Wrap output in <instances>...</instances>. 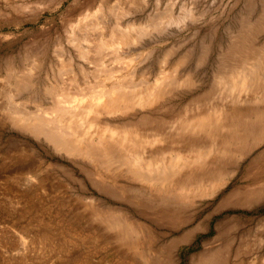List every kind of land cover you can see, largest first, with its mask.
<instances>
[{
	"label": "rangeland",
	"instance_id": "374dc122",
	"mask_svg": "<svg viewBox=\"0 0 264 264\" xmlns=\"http://www.w3.org/2000/svg\"><path fill=\"white\" fill-rule=\"evenodd\" d=\"M263 59L264 0H0V264H264Z\"/></svg>",
	"mask_w": 264,
	"mask_h": 264
},
{
	"label": "bare ground",
	"instance_id": "6f19581e",
	"mask_svg": "<svg viewBox=\"0 0 264 264\" xmlns=\"http://www.w3.org/2000/svg\"><path fill=\"white\" fill-rule=\"evenodd\" d=\"M54 1H55V0H54ZM108 1H109V0H108ZM23 2H24V1H23ZM30 2H32V1H30ZM61 2H62V1H61ZM20 3H22V2H20ZM20 3H18V4H20ZM24 3H26V2H24ZM40 3H41V2H40ZM47 3H48V1H47ZM102 3H103V2H102ZM13 4H14V2H13ZM13 4H12V5H13ZM50 4H52V3H50ZM15 5H16V4H15ZM20 5H22V4H20ZM28 5H29V4H25V5H23L21 8H22V9L24 8V9L26 10V8H27ZM44 5H45V2H44ZM9 6H11V4H10ZM16 6H17V5H16ZM16 6H15V7H16ZM47 6H48V5H47ZM58 6H59V5H57V7H58ZM29 7H30V6H29ZM10 8H11V7H10ZM12 8H13V6H12ZM49 8H50V7H49ZM99 8H100V6H99ZM15 9H16V8H15ZM24 9H23V10H24ZM110 9H111V8H110ZM56 10H57V9H56ZM95 10H96V9H95ZM27 11H28V10H27ZM41 11H42V10H41ZM44 11H45V10H44ZM47 11H48V10H47ZM14 12H15V11H14ZM49 12H50V11H49ZM4 13H6V12L4 11ZM8 13H9V12H8ZM30 13H31V12H30ZM99 13H100V11H99ZM1 15H2V14H1ZM42 15H43V14H42ZM90 15H91V14H90ZM37 17H38V16H37ZM40 17H41V15H40ZM37 19H38V18H37ZM81 20H82V19H81ZM2 21H3V20H2ZM83 22H84V21H83ZM22 23H23V22H22ZM12 24H13V23H12ZM14 24H15V23H14ZM117 24H118V23H117ZM5 25H6V24H5ZM104 25H105V24H104ZM123 25H124V24H123ZM155 25H156V24H155ZM86 26H87V25H86ZM124 26H125V25H124ZM10 27H11V26H10ZM78 27H79V26H78ZM125 27H126V26H125ZM80 28H81V27H80ZM85 28H87V27H85ZM85 28H84V29H85ZM115 28H116V27H115ZM15 29H16V28H15ZM15 29H14V30H15ZM106 29H107V24H106ZM127 29H128V28H127ZM71 30H72V29H71ZM88 30H90V29L88 28ZM15 31H16V30H15ZM77 31H78V30H77ZM81 31H85V30L82 29ZM101 31H102V30H101ZM107 31H108V30H107ZM110 31H111V30H110ZM102 32H103V31H102ZM13 33H15V32H13ZM86 33H87V32H86ZM99 33H100V32H99ZM108 33H109V32H108ZM70 34H71V33H70ZM84 34H85V33H84ZM90 34H91V33H90ZM90 34H89V35H90ZM100 35H101V34H100ZM103 35H104V34H103ZM103 35H102V36H103ZM125 35H126V34H125ZM75 36H76V35H75ZM75 36L73 37L74 39L72 38V39H73V42L78 41L77 44L80 43V41L77 40V38H79V37H75ZM87 36H88V35H87ZM97 36L99 37V35H97ZM97 36H96V37H97ZM112 36H113V35H112ZM90 37H91V36H90ZM90 37H89V38H90ZM98 37H97V38H98ZM92 38H93V37H92ZM102 38H104V37H102ZM132 38H133V36L131 37V39H132ZM90 39H91V38H90ZM99 39H100V38H99ZM82 40H84V42H85V41H88V37L83 36V37H82ZM91 40H92V39H91ZM70 41H71V40H70ZM89 41H90V40H89ZM92 41H93V40H92ZM128 41H129V40H128ZM68 42H69V41H68ZM81 42H82V41H81ZM94 42L96 43V40H95ZM94 42H92V43L94 44ZM85 43H86V42H85ZM87 43H88V42H87ZM69 44H70V43H69ZM70 45H72V44H70ZM79 45H80V44H79ZM96 45H97V44H96ZM83 46H85V45H83ZM93 46H94V45H93ZM93 46L90 45V47H93ZM93 48H95V47H93ZM96 48H97V47H96ZM89 49L92 50V48H89ZM89 49H88L87 51H89ZM99 49H101V48H99ZM94 50H95V49H94ZM102 50H103V49H102ZM85 51H86V50H85ZM85 51H84V52H85ZM87 51H86V52H87ZM96 51H97V50H96ZM98 51H99V50H98ZM91 52H92V51H91ZM103 52H104V50H103ZM81 53H82V51H81ZM81 53H80V54H81ZM98 53H99V52H98ZM101 53H102V52H101ZM91 54H92V53H91ZM91 54H90V55H91ZM95 54H96V53H95ZM88 55H89V54H88ZM102 55H103V54H102ZM102 55H101V56H102ZM85 56H86V55H85ZM92 56L96 59V58H98V57H95V56H99V55L96 54V55L94 56V54H93ZM92 56H91V58H92ZM101 58H102V57H101ZM83 59H85V58H83ZM87 60H88V59H87ZM101 60H102V59H101ZM263 60H264V59H263ZM93 62H94V61H93ZM91 63H92V61H91ZM96 65H98V64L96 63ZM101 65H102V64H101ZM98 67H99V66H98ZM9 71H10V70H9ZM87 72H88V71H87ZM237 72H238V71H237ZM237 72H236V73H237ZM233 73H235V71H234ZM232 75H233V74H232ZM235 75H236V74H235ZM239 75H240V74H239ZM166 77H167V75H166ZM168 77L171 78V76H168ZM168 77H167V78H168ZM224 77H225V76H224ZM172 78H173V77H172ZM174 78H175V77H174ZM174 78H173V79H174ZM225 78H226V77H225ZM234 78H235V77H234ZM240 78H241V77L239 76V79H240ZM173 79H172V80H173ZM242 79H243V78H242ZM219 80H220V79H219ZM230 80H231V79H230ZM169 81H170V80H169ZM213 81H214V80H213ZM217 81H218V80H217ZM225 81H226V80H225ZM231 81H233V80H231ZM239 81H240V80H239ZM242 81H243V80H242ZM122 82H123V80H122ZM218 82H219V81H218ZM226 82H228V81H226ZM235 82H236V81H235ZM112 83H113V82H112ZM177 83H178V82H177ZM213 83H214V82H213ZM230 83H231V82H230ZM232 83H234V82H232ZM237 83H239V82H237ZM120 84H121V83H120ZM125 84H126V82L124 83V85H125ZM224 84H225V83H224ZM224 84H223V86L225 87L226 85H224ZM227 84H228V83H227ZM239 84H241V83H239ZM239 84H238V85H239ZM118 85H119V84L116 83V84H114V85L112 86L111 90L109 89V91H106V92H105V91H104V92L102 91L101 94L95 95V96H94V99H93V101H91V103L98 104V103H100V102L103 100L104 97H107L109 100H112V96H113V92H114V91H119V96L114 97L113 99H115V98H116V99H120V98H124V97L129 96L127 93L122 92V91L119 89L120 86H118ZM124 85H123V86H124ZM174 85H175V84H174ZM221 85H222V84H221ZM232 85H235V84H230V86H232ZM238 85H237V86H238ZM242 85H243V84H242ZM227 86L230 87L229 84H228ZM243 86H244V85H243ZM248 86H249V85H248ZM130 87H131V86H130ZM130 87H129V88H130ZM228 87H227V89H228ZM232 87L234 88V86H232ZM232 87H231V88H232ZM105 88H106V87H105ZM123 88H124V87H123ZM221 89H223V88H221ZM235 89H236V86H235ZM157 90H158V89H157ZM223 90H224V89H223ZM223 90H221V91H223ZM130 91H131V90H130ZM231 91H232V90H231ZM233 91H235V90L233 89ZM231 93H232V92H231ZM139 94H140V93H139ZM159 94H160V93H156L155 96L157 97ZM62 95H64V94L62 93ZM56 96H57V95H56ZM66 97H67V96H66ZM149 97H150V96H149ZM56 98H57V99L55 100V101H56L55 108H56V110H57L58 112H64V111H67V112H68V111H71L73 108H75V107H74V104H72L71 101H69V98H68L67 100H66L64 97H62V96H57ZM134 98H135V97H134ZM146 98H147V97H146ZM146 98H145V99H146ZM140 100H141V102H142V99H139V101H140ZM163 101H165V100H163ZM137 102H138V101H137ZM160 102H161V101H160ZM173 102H174V101H173ZM175 102H176V101H175ZM166 103H167V102H166ZM53 104H54V103H53ZM161 104H162V103H160V105H161ZM170 104H171V103H170ZM170 104H169V105H170ZM175 104H176V103H175ZM158 105H159V104H158ZM160 105H159V106H160ZM164 105H165V104H164ZM171 107H172V106H171ZM85 108H86V107H85ZM85 108H82V109H85ZM165 108H166V107H165ZM168 108L170 109V107H168ZM158 109H159V108H158ZM158 109H157V110H158ZM169 109H168V110H169ZM182 109H183V108H182ZM56 110H55V111H56ZM86 110H88V109H86ZM170 110H173V109L171 108ZM52 112H53V111H52ZM154 112H155V111H154ZM165 112H166V110H165ZM167 112H168V111H167ZM167 112H166V113H167ZM171 112H172V111H171ZM171 112H170V113H171ZM19 113H20V112H19ZM65 113H66V112H65ZM166 113H165V114H166ZM170 113H169V114H170ZM180 113H181V112H180ZM180 113H177V114H180ZM15 114H16V113H15ZM20 114H22V113H20ZM46 114H47V113H45V115H46ZM54 114H55V113H54ZM56 114H57V112H56ZM63 114H64V113H63ZM41 115H42V114H41ZM78 115H79V114H78ZM180 115H181V114H180ZM24 116H25V115H24ZM58 116L60 117L59 114H58ZM58 116H56V117H58ZM170 116H171V118H172V115H170ZM170 116H169V117H170ZM181 116H182V115H181ZM62 117H63V116H62ZM64 117H65V115H64ZM177 117H178V115H177ZM53 118H54V117H53ZM179 118H180V117H179ZM17 119H18V118H17ZM49 119H50V118H49ZM56 119H57V118H56ZM63 119H65V118H63ZM161 119H162V118H161ZM30 120H31V119H30ZM53 120H54V119H53ZM53 120H52V122H53ZM57 120H58V119H57ZM174 120H175V119H174ZM19 121H20V120H19ZM27 121H28V120H27ZM50 121H51V120H50ZM50 121H49V120L46 121L44 118H35V119H34V124H35L34 126H35L38 130H40V131H45V132L47 133V129H46L47 127L45 128L46 130L44 129V127L46 126L47 122H50ZM180 122H181V121H180ZM67 123H68V122H67ZM176 123H177V122H176ZM182 123H183V122H182ZM56 124H57V123H56ZM56 124H55V125H56ZM60 124H61V123H60ZM52 125H53V123H52ZM55 125H53V126L55 127ZM66 125H67V124H66ZM59 126H62V125H59ZM68 126H69V125H68ZM64 127H65V126H64ZM168 127H169V126H168ZM178 127H179V126H178ZM185 127H186V126H185ZM52 128H53V127H52ZM56 128H58V125H57ZM59 129H60V128H59ZM63 129H64V128H63ZM63 129H62V130H63ZM164 129H165V126H164ZM166 129H167V128H166ZM49 130H50V129H49ZM60 130H61V129H60ZM66 130H67V127H66ZM54 132H55V131H54ZM54 132H50L49 134L47 133V135H48L49 137L51 136L53 139H55V141L58 140V141H60V143H61V142H62L61 140H63V137H64V135H65L66 132H63V131H60L59 133H57L58 131H57L56 133H54ZM67 132H68V131H67ZM170 132H171V131H170ZM71 133H72V132H71ZM165 133H166V132H165ZM168 134H169V133H168ZM168 134H167V135H168ZM186 134H187V133H186ZM196 134H197V133H196ZM47 135H46V136H47ZM103 135H104V134H103ZM158 135H159V134H158ZM167 135H166V136H167ZM182 135L184 136V134H182ZM65 136H66V135H65ZM67 136H68V135H67ZM81 136H82V135H80V137H81ZM164 136H165V135H164ZM193 136H194V135H192V137H193ZM198 136H199V135H198ZM168 137H169V136H168ZM168 137H167V138H168ZM186 137H189V136H186ZM196 137H197V136H196ZM200 137H201V136H200ZM161 138H162V137H161ZM194 138H195V136H194ZM79 139H80V138H79ZM185 139H186V138H185ZM189 139H190V138H189ZM94 140H95V139H94ZM174 140H175V139H174ZM176 140H177V139H176ZM195 140H196V139H195ZM184 141H185V140H184ZM188 141H190V140H188ZM63 142H64V141H63ZM178 142H179V141H178ZM190 142H191V141H190ZM190 142H189V143H190ZM103 145H104V144H103ZM169 145H170V144H169ZM110 146H111V145H110ZM91 148L94 149V147H91ZM160 151H163V149L160 148ZM109 152H110V150H107V149L104 150V149H103V151H99L98 153H107V155H108ZM153 152H154V151H153ZM162 153H164V152H162ZM152 155H153V154H152ZM130 157H131V156H130ZM133 157H135V156H133ZM136 158H137V157H136ZM135 160H136V159H135ZM133 164H136V163H133ZM260 166H261V164H260ZM150 168H151V167H150ZM150 168H149V170H150ZM143 169H144V168H143ZM143 169H142V170H143ZM151 169H152V168H151ZM153 171L156 172V173H158V174H162L164 170H161L160 168H154V167H153ZM150 172H151V171H150ZM258 174H260V173H258ZM261 174H263V173H261Z\"/></svg>",
	"mask_w": 264,
	"mask_h": 264
}]
</instances>
